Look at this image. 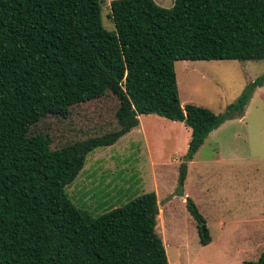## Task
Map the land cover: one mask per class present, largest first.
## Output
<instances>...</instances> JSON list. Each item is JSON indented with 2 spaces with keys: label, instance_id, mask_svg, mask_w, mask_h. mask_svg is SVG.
Masks as SVG:
<instances>
[{
  "label": "trees",
  "instance_id": "obj_1",
  "mask_svg": "<svg viewBox=\"0 0 264 264\" xmlns=\"http://www.w3.org/2000/svg\"><path fill=\"white\" fill-rule=\"evenodd\" d=\"M109 7L111 31L101 21V0H0V69L48 53L59 86L44 93L38 87L43 79L31 66L20 65L6 79L0 74V140H19L30 126L37 128L39 119H65L70 107L106 93L118 101L114 120L102 126L109 130L38 151L56 194L61 228L14 241L18 228L28 227L32 218L29 209L15 210L0 227V264H168L155 230L153 191L91 217L71 203L64 187L88 153L114 144L138 125L139 115L154 114L189 127L183 159L191 160L207 135L241 116L254 88L264 84L263 73L214 113L180 104L174 71L178 60L264 59V0H173L169 8L154 0H111ZM68 47L74 51L62 54ZM29 69L33 76L25 74ZM46 133L31 132L33 142L51 143ZM183 180L184 173L175 195L183 196ZM39 202L42 212L41 198ZM185 207L196 222L199 242L207 244L204 218L187 196ZM244 264H264V252Z\"/></svg>",
  "mask_w": 264,
  "mask_h": 264
},
{
  "label": "rangeland",
  "instance_id": "obj_2",
  "mask_svg": "<svg viewBox=\"0 0 264 264\" xmlns=\"http://www.w3.org/2000/svg\"><path fill=\"white\" fill-rule=\"evenodd\" d=\"M110 1L101 0V21L108 31L114 29L108 16ZM154 1L164 8L173 3ZM61 51L69 53L74 47ZM45 56L48 53L21 60L15 68L14 63L3 65L0 74L6 79L9 71L35 67L43 79L38 87L46 89L44 93L56 91V72ZM96 66L93 63L91 68ZM174 71L181 104L192 103L219 113L264 73V59L178 60ZM25 74L33 76L34 72L29 69ZM117 105V99L106 93L70 107L65 119H39L37 128L30 126L19 140H0V227L16 215L15 210L32 211L29 226L18 228L14 241L44 235L47 228H61L56 194L38 151L109 130L102 126L114 120ZM138 119L141 127L87 154L82 169L64 187L71 203L96 217L153 191L161 209L155 230L162 238L168 263L256 261L264 252V84L254 88L241 116L224 121L207 135L191 160L183 159L189 127L154 114L139 115ZM48 131L51 143L33 142L31 132L47 136ZM182 164L183 196H179L174 193ZM186 196L204 218L211 236L208 245L199 242L196 222L185 207ZM18 203L24 205L16 206Z\"/></svg>",
  "mask_w": 264,
  "mask_h": 264
},
{
  "label": "crops",
  "instance_id": "obj_3",
  "mask_svg": "<svg viewBox=\"0 0 264 264\" xmlns=\"http://www.w3.org/2000/svg\"><path fill=\"white\" fill-rule=\"evenodd\" d=\"M181 104V103H180ZM181 105H183V104H181ZM172 122H174V121H172ZM181 124H183L182 122H180ZM136 127H141V125H140V120L138 119V125L136 126ZM134 129V128H133ZM189 130H190V128H189ZM131 131V130H130ZM129 131V132H130ZM128 134V133H127ZM186 194V193H185ZM157 210H158V218L160 217V213H161V209L159 208V206L157 205ZM159 211H160V213H159ZM210 241H211V236H210ZM210 241L208 242V243H210ZM208 243L207 244H205V245H208ZM168 264H171L170 262L168 263ZM173 264H177V263H173Z\"/></svg>",
  "mask_w": 264,
  "mask_h": 264
},
{
  "label": "water",
  "instance_id": "obj_4",
  "mask_svg": "<svg viewBox=\"0 0 264 264\" xmlns=\"http://www.w3.org/2000/svg\"><path fill=\"white\" fill-rule=\"evenodd\" d=\"M184 164H182V166H181V169H180V171H179V178H181V176H182V169L184 168Z\"/></svg>",
  "mask_w": 264,
  "mask_h": 264
}]
</instances>
